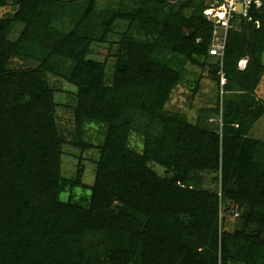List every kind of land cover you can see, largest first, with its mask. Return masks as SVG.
Here are the masks:
<instances>
[{"label": "trees", "instance_id": "trees-1", "mask_svg": "<svg viewBox=\"0 0 264 264\" xmlns=\"http://www.w3.org/2000/svg\"><path fill=\"white\" fill-rule=\"evenodd\" d=\"M116 1L11 0L0 17V264H264V142L248 136L264 112V8L227 33L220 136L166 108L187 63L206 65L219 91L202 0ZM94 45H116L110 75ZM15 58L32 65L12 67ZM49 75L74 88L68 130ZM93 124L103 141L86 187L82 167L63 176L62 156L65 145L91 147ZM76 187L88 194L60 199ZM228 201L240 216L219 232L218 219L233 218Z\"/></svg>", "mask_w": 264, "mask_h": 264}, {"label": "rangeland", "instance_id": "rangeland-1", "mask_svg": "<svg viewBox=\"0 0 264 264\" xmlns=\"http://www.w3.org/2000/svg\"><path fill=\"white\" fill-rule=\"evenodd\" d=\"M116 0H98L97 7L102 8L105 5L111 4L113 6H117ZM13 11V7L11 5V0H8V4L4 7L0 8V17L5 16L6 13H10ZM120 23V22H118ZM124 23H121V25ZM125 25V24H124ZM21 30L20 24H15L9 31V38L14 40L19 34ZM116 36H111L110 39L114 40ZM109 46V45H108ZM94 55L96 53H100L101 59H107L106 64V73L110 75L112 72V64L113 60L110 57L106 56V51L108 50L105 45H94L93 47ZM116 48V45L112 46L108 53H112ZM106 57V58H105ZM262 62L264 64V54L262 56ZM244 64L243 61H240L238 65L241 67ZM31 63H27L24 60L19 58H15L11 62L12 67H23V66H31ZM184 76L182 81L178 84V87L173 90L170 100L167 104L168 111H176L182 110L184 113L187 114L188 121L191 123H199L204 124L209 129H215L216 132L221 133L220 126H221V99L220 94L218 91V86L213 77L209 76L208 74V67L205 65L204 68L200 66L191 65L187 63L185 66ZM48 80L50 84L56 89L57 95L56 100L61 104L56 111L58 122L62 129L68 130L71 128L72 123V113L68 107H72L75 105V95L73 93L74 88L64 82L59 78H55L52 75L48 76ZM256 90L258 94H264V77L258 84ZM256 97V94H255ZM260 102L264 104V102L257 98ZM218 100L219 110L218 113L215 112L216 103ZM68 106V107H67ZM264 112L261 114V116ZM261 116L253 123L260 120ZM252 125V126H253ZM257 130H249L248 136L253 139H260L264 142V129H260L264 127V118H262L259 122L256 123ZM251 126V128H253ZM103 130L104 128L93 124V125H86L85 134L83 137V141L86 143L91 144V147L85 149L84 151H80L77 148L72 146L65 145L63 150L64 154L62 156V174L66 178H74L77 174V170L82 167L83 175H82V183L87 187L92 183L94 171H95V164L96 159L98 158V151L97 147L103 141ZM65 132V131H64ZM129 146L137 151L140 152L142 145H141V136L137 133H132L129 137ZM157 173L162 174L163 168L160 166L149 164ZM220 189V186H219ZM88 191L82 187H76L74 189L68 190L65 193L60 195L61 200H67L70 196L74 199H79L80 197L87 195ZM219 200V219L222 217L223 211H225L224 204H220L221 199ZM227 207L231 210V214L233 218L226 214L223 221H219L218 219V231L220 232L222 229L227 231H233L236 227L237 219L240 216V209L238 206L233 203L232 201H228ZM237 211L239 214L238 216H234V212ZM238 217V218H237ZM219 255V254H218Z\"/></svg>", "mask_w": 264, "mask_h": 264}, {"label": "built area", "instance_id": "built-area-1", "mask_svg": "<svg viewBox=\"0 0 264 264\" xmlns=\"http://www.w3.org/2000/svg\"><path fill=\"white\" fill-rule=\"evenodd\" d=\"M183 0H168L169 3L178 5ZM202 14L212 24L211 41L208 54L215 57L218 61L216 74L219 82V94L221 99L222 87L226 82L222 69V60L226 44L227 33L233 27V23L240 19L250 20L249 12L252 7L264 8L263 0H202ZM241 61V60H240ZM239 61V62H240ZM238 62V64H239ZM245 62L242 65L244 68ZM221 136V133H219ZM234 216H238L235 211Z\"/></svg>", "mask_w": 264, "mask_h": 264}, {"label": "crops", "instance_id": "crops-1", "mask_svg": "<svg viewBox=\"0 0 264 264\" xmlns=\"http://www.w3.org/2000/svg\"><path fill=\"white\" fill-rule=\"evenodd\" d=\"M241 61L246 62L245 58L242 59ZM239 69L242 70V69H243L242 66L239 67ZM262 77H264V74H263ZM261 80H262V78H261ZM261 80H260V81H261ZM259 83H260V82H259ZM255 94H256V97H257V98L261 99V100L264 102V94H263V93L258 94V91L255 90ZM262 118H264V114L261 116L260 120H261ZM260 120H259V121H260ZM259 121H257V122H259ZM257 122H256V123H257ZM256 123H255V125L252 126L253 128H250V130H251V129H252V130H257L256 126H258V125H256ZM260 129H264V127H263V128L261 127ZM263 131H264V130H263ZM258 140H260V139H258ZM260 141H262V140H260Z\"/></svg>", "mask_w": 264, "mask_h": 264}]
</instances>
